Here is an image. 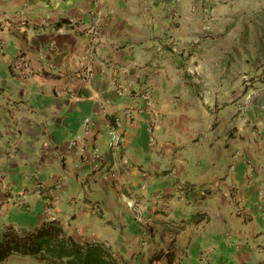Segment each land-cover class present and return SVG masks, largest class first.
I'll list each match as a JSON object with an SVG mask.
<instances>
[{
	"label": "crops",
	"instance_id": "1",
	"mask_svg": "<svg viewBox=\"0 0 264 264\" xmlns=\"http://www.w3.org/2000/svg\"><path fill=\"white\" fill-rule=\"evenodd\" d=\"M91 1L0 0V238L57 220L123 264H264V0Z\"/></svg>",
	"mask_w": 264,
	"mask_h": 264
},
{
	"label": "trees",
	"instance_id": "2",
	"mask_svg": "<svg viewBox=\"0 0 264 264\" xmlns=\"http://www.w3.org/2000/svg\"><path fill=\"white\" fill-rule=\"evenodd\" d=\"M257 80L264 83V72ZM12 255L39 264H123L103 242H78L57 220L45 221L28 230L5 227L0 238V263ZM161 259L172 264L173 251L154 252L148 263L161 264Z\"/></svg>",
	"mask_w": 264,
	"mask_h": 264
},
{
	"label": "built area",
	"instance_id": "3",
	"mask_svg": "<svg viewBox=\"0 0 264 264\" xmlns=\"http://www.w3.org/2000/svg\"><path fill=\"white\" fill-rule=\"evenodd\" d=\"M98 0H92L91 1V6L92 8L96 7ZM173 3H177L178 0H172ZM97 22L93 24L94 30L96 29ZM44 67L48 71H52L54 68L51 64H45ZM10 71L21 78H27L33 74V71L31 69L30 63L27 59V57L22 54H16L15 57L11 60L10 65H9ZM84 80L88 81L91 79V74L90 73H85L83 75ZM68 92V91H67ZM116 95L118 97H121L124 95V90L123 88H118L116 90ZM141 98L143 101H145V105L147 108H151L152 106V99L150 92L147 89H144L141 92ZM100 116L104 119L105 121V128L107 129L108 132V148L109 150L111 149H119L121 145L123 144V138L118 132L119 128V119L115 116H113L109 111L106 110L105 106L100 107ZM83 126H84V134L87 135L89 133V130L92 126V123L89 119H84L83 121ZM85 135H78L76 134L68 143V148L73 149V148H78L79 151L84 152L86 149H88V158L87 161L91 167L92 171H98L102 166V157L98 153L97 147L95 145H92L88 148L87 146V139ZM150 143H154V139L151 138ZM111 177H114V174H110ZM135 204L133 202H128L126 203V207L130 212L135 213ZM262 217L264 218V211L262 212ZM145 225V224H144ZM148 236V231L147 229L143 230L140 233L139 239L143 240L145 237Z\"/></svg>",
	"mask_w": 264,
	"mask_h": 264
},
{
	"label": "rangeland",
	"instance_id": "4",
	"mask_svg": "<svg viewBox=\"0 0 264 264\" xmlns=\"http://www.w3.org/2000/svg\"><path fill=\"white\" fill-rule=\"evenodd\" d=\"M263 5H264V3H263ZM262 13H264V9H263V12ZM254 84H256V83H254ZM12 259H16V258H12ZM12 259L11 260H9V261H11L10 262V264H12L13 263V261H12ZM28 261V260H27ZM9 263V262H8ZM31 263H34V262H31Z\"/></svg>",
	"mask_w": 264,
	"mask_h": 264
}]
</instances>
